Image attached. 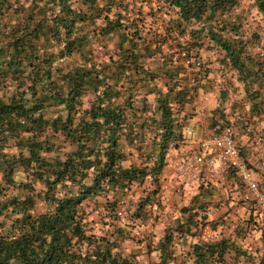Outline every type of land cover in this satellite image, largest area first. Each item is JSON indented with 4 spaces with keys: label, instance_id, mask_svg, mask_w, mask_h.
Segmentation results:
<instances>
[{
    "label": "trees",
    "instance_id": "obj_1",
    "mask_svg": "<svg viewBox=\"0 0 264 264\" xmlns=\"http://www.w3.org/2000/svg\"><path fill=\"white\" fill-rule=\"evenodd\" d=\"M159 1L161 27L151 0H0V264H134L124 243L159 202L193 100L185 78L174 83L184 67L173 47L198 63L196 94L211 72L203 54L216 56L217 72L243 90L239 127L264 122V0H248L254 26L243 0ZM223 94L215 120L237 127ZM183 209L154 264H177L176 236L205 222ZM190 255L191 264L254 262L225 236Z\"/></svg>",
    "mask_w": 264,
    "mask_h": 264
},
{
    "label": "rangeland",
    "instance_id": "obj_2",
    "mask_svg": "<svg viewBox=\"0 0 264 264\" xmlns=\"http://www.w3.org/2000/svg\"><path fill=\"white\" fill-rule=\"evenodd\" d=\"M246 8L251 9L249 13V21L254 26L257 22H259L258 20L260 18L259 16H257L256 11L253 8H250L249 1L243 0L240 9L244 11V14L246 13ZM203 55L204 59H211V72L204 80V87H202V89L197 90L195 105L193 106V109H191V111L187 113V117L191 116L195 118V116H197L198 114L201 118L200 120L204 121V132L210 133L213 127L212 124H210V120L213 119V109L217 106L219 100L224 99V89L227 88V97L222 103L223 105L221 106V111H223L227 116H230L229 123L234 122L233 118H236L235 115L237 116V114L241 111L240 108H238V103L241 97L243 96V90L241 85L237 83L231 73H227L226 76L223 77L220 72H217L219 64L216 61V56L209 54L207 57V54ZM78 59L79 57L76 55L69 58L67 62H72L73 60ZM206 101H212L211 103H213L212 105L214 106L211 105L210 107H207L204 103ZM196 107L198 108L199 113H196L194 111ZM219 120L220 122H223L220 117L217 118V121ZM258 128L259 131H256V134H264L262 125H260ZM200 129H202L201 126L198 128L199 132L201 131ZM232 129L233 132L236 133L242 130L243 127H232ZM249 130L250 129H246V131L241 132L238 136L241 141V146H244L243 139L246 140L248 138V134L250 133ZM262 138L264 139L263 135ZM169 153L170 154L168 156V159H170L171 156L172 158H174V150L171 149ZM260 160L263 159L259 158L257 162L252 161L253 165H250L258 166ZM164 180L165 179H163L162 181L164 182ZM171 180L173 183L169 187L165 186V184L162 182L158 193V204H155L152 207L149 205L146 206V210H151L149 218L145 222H141L139 220L136 221V227L131 230L134 239L128 240L124 243V248L126 249V252H132L131 254L134 258V264L156 263L158 261V252L154 249V246L156 245L157 241L162 237L164 231L166 229L173 228L178 222L180 223L186 219L188 211L186 209L184 210L183 208H190L191 213L196 211L193 207H191L192 204L190 202V197L193 194H196V191L192 190L191 186L189 187L180 185L179 181L174 177H172ZM134 189L136 192L135 197H133V199H136L138 198L137 196L142 195V192L140 189ZM201 206L202 205H199V207L197 208L199 210L197 211L198 217L195 218L198 219L200 218L201 214H205L207 217L206 221L202 224H199V227L197 229H193L192 235L188 233L183 238H177L176 236L174 240L173 248L175 249V254L177 256L176 263L191 264L192 259L190 255V249L192 244L196 242H203L206 240H213L221 236H225L232 237L239 244H241L243 248L253 254L254 262L242 260L240 262L241 264H257V256L264 252V240L260 236V228H264V223L261 221L258 222L253 219L249 222L248 220H246L244 221L243 226L248 223V228L250 230L246 232L247 234L243 236V238H241L242 235L240 234L238 235V237H236L233 230L235 228V224L237 225V219H225L219 216L218 214V216H211L212 214L210 213L209 209H205L204 211L201 209ZM255 249L257 250V252L258 250H260V252H255Z\"/></svg>",
    "mask_w": 264,
    "mask_h": 264
},
{
    "label": "built area",
    "instance_id": "obj_3",
    "mask_svg": "<svg viewBox=\"0 0 264 264\" xmlns=\"http://www.w3.org/2000/svg\"><path fill=\"white\" fill-rule=\"evenodd\" d=\"M154 12V22L161 27L162 19L160 10L162 3L159 0H151ZM159 43V42H158ZM173 51L179 54L180 63L184 69L179 74V78L174 79V83L181 85V78L186 80L189 94L192 96L191 104L195 105V74L194 68L197 62L188 57L185 51H179L173 47ZM192 68V69H191ZM193 105V106H194ZM196 113H199L196 107ZM190 120L189 117L187 119ZM190 122L184 126V137L176 148V156L172 166V175L182 186H190L199 182L204 186L211 184H221L227 180V176L232 173L239 178L244 190V197L254 204L264 206V188L260 187L259 179L255 175L249 162L241 154V132L249 129L248 126L234 133L233 129L223 122L216 121L210 133L201 131L198 136L193 134Z\"/></svg>",
    "mask_w": 264,
    "mask_h": 264
},
{
    "label": "crops",
    "instance_id": "obj_4",
    "mask_svg": "<svg viewBox=\"0 0 264 264\" xmlns=\"http://www.w3.org/2000/svg\"><path fill=\"white\" fill-rule=\"evenodd\" d=\"M101 1V0H100ZM159 85H161V82L158 81ZM151 101L153 99V96L150 97ZM212 101H206L204 102L207 107H210L213 103ZM194 104L187 103L182 108V113L187 116V113L193 109ZM214 106V105H212ZM197 109L195 108V111ZM215 114L216 112L213 111L212 117L215 120ZM201 118L197 114V116L192 117L189 122L192 125V129L189 131H193L195 135L201 134L204 132V121L200 120ZM234 122H231L232 125L239 127V124H241L240 121L236 120V118H233ZM229 120V116H228ZM216 121V120H215ZM211 122V120H210ZM252 123V124H251ZM250 123V133L248 134V138L245 140L243 139L244 146L240 147L241 154L246 158V160L249 162V164H252V161L257 162L259 158L263 159L260 160L258 166H251L254 168L258 174L262 175L264 177V139L262 138V135L264 137V134L258 135L256 134V131L258 132L259 126L262 125V129L264 130V122H260L258 125L253 123L251 121ZM206 125V124H205ZM202 127L199 132L198 128ZM261 141V142H259ZM174 150V158L172 156L170 159H167V163L163 168L161 180L159 177V183L162 185V180H164L165 186H170L172 182V168L171 164L173 166L174 159L176 156V148H173ZM170 153H168L169 156ZM146 186H150L151 181L145 182ZM191 189L196 191V194H193L190 197V202L192 204L191 207H193L196 211L193 213L197 214V211H199L197 208L199 205H202L201 209L205 211V209H209L211 216H221L225 219L234 220L237 219V225L235 224L234 228V234H240L242 236H245L247 231L250 229L248 228V223L243 226L244 221L248 220L251 221H261L264 223V206H259L257 204H254L249 199H246L244 196V190L242 188V185L240 183V180L238 177H236L234 174L230 173L227 176V180L221 184H211L209 186H204L200 184L199 182L193 183L190 185ZM189 186V187H190ZM191 211V210H190ZM189 211V212H190ZM206 213V212H205ZM218 214V215H217ZM205 215V214H204ZM198 217V214L195 216ZM206 217V215H205ZM207 217L205 218L206 221ZM241 219V220H239ZM239 220V221H238ZM235 234V235H236ZM260 236L262 239H264V228H260ZM223 237V236H222ZM232 238V237H231ZM255 252L257 250L255 249ZM260 250H258L257 253H259ZM264 253V252H263ZM263 253L259 254L262 255ZM258 255V256H259ZM257 256V257H258ZM258 263V258H257Z\"/></svg>",
    "mask_w": 264,
    "mask_h": 264
}]
</instances>
